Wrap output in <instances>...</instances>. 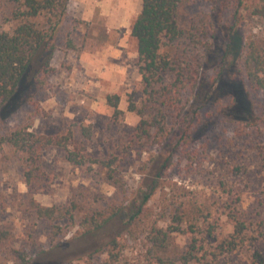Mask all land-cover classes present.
Segmentation results:
<instances>
[{"label": "rangeland", "instance_id": "374dc122", "mask_svg": "<svg viewBox=\"0 0 264 264\" xmlns=\"http://www.w3.org/2000/svg\"><path fill=\"white\" fill-rule=\"evenodd\" d=\"M97 1H102L103 8L95 9V21L81 20ZM75 2L54 30L50 61L54 71L41 84L24 80L15 98L1 109L0 134L32 118L31 130L65 134L70 148L78 145L94 157L113 160L120 185L107 180V168L93 165L86 170L71 165L61 150L53 148L41 159L46 177L27 187L18 154L4 146L0 230H9L17 238L0 242V264H12L8 245L29 255L34 245L44 249L30 256L29 264H155L147 233L152 225H176L175 215H180L183 231L172 234V250H183L192 236L197 239L198 259L188 264H256L253 253L264 254V126L255 124L252 102L256 97L246 90L242 61L247 37L264 33V1L191 0L183 8L177 17L182 36L164 49L176 70L197 71V84L184 94L180 113H173L170 136L162 143L151 140L150 145L129 141L140 116L127 111L128 99L139 106L144 100L136 40L125 37L127 22L110 21L130 19L132 23L142 0H84L81 13L75 12L79 6ZM16 7L0 3V31L13 29ZM202 13L208 14L209 34L200 43L192 39L200 33L194 27L200 26ZM35 20L47 27L45 17ZM106 44L121 50L117 60L103 58L94 66L95 58L83 57L85 66L91 63L86 69L80 52L96 53ZM36 65L39 62L33 69ZM174 75L167 74L166 81ZM115 93L120 94L118 108L125 112L118 119L106 101ZM85 128L89 137L84 136ZM168 158L169 165L161 173ZM152 184L156 188L142 206V220L128 232L113 222L83 236L78 225L82 212L76 214L74 223L67 219L50 222L37 217L29 206L32 197L43 205L74 201L85 211L129 205L125 211L129 215L131 202L137 198L138 203ZM236 219L244 223L239 235L244 241L235 250L218 253L217 244L231 238ZM116 231L123 238L117 258L101 252L87 255Z\"/></svg>", "mask_w": 264, "mask_h": 264}, {"label": "trees", "instance_id": "16d2710c", "mask_svg": "<svg viewBox=\"0 0 264 264\" xmlns=\"http://www.w3.org/2000/svg\"><path fill=\"white\" fill-rule=\"evenodd\" d=\"M69 0H0V3H12L17 7L13 12L16 23L12 30L0 31V112L3 107L11 103L15 98L19 87L24 80L34 81L41 84L47 79L54 68L50 61L55 50L54 30L66 12ZM191 0H142L141 10L131 23L130 34L135 38L137 44L138 70L143 84L142 92L144 100L137 105L130 98L127 103V111L140 116L138 123L132 128V136L129 141L132 145L137 142L152 144L151 140L164 142L171 134L173 113L179 114L183 109V96L192 92L197 84L196 72L190 67H178L177 70L171 64V55L164 46L169 47L177 43L182 36L178 27L177 17L183 8ZM264 1V0H262ZM43 16L47 19L46 25L39 26L36 17ZM207 22L208 14H199L200 26L197 39L200 42L207 39L209 29ZM192 36L193 34L190 33ZM202 36V37H201ZM195 37V36H194ZM39 62L33 69L34 63ZM242 69L246 81V90L249 95L256 97L252 106L256 109L254 116L257 127L264 126V33L262 35H251L244 42ZM174 72V78L166 81V75ZM120 94L115 93L106 97L107 104L113 109V117L118 119L125 112L118 108ZM27 123L19 124L4 134H0V153L4 146L9 147L18 154V159L23 167L24 182L31 187L36 179L46 177L41 171V159L43 153L49 149H58L63 152L66 161L71 165L92 169L98 165L106 169V178L111 184L118 186L120 182L116 179L112 167L113 160H102L86 153L80 146L74 145L70 148L69 136L57 133L46 134L31 130L32 118ZM249 124L251 122L248 121ZM243 125V129L248 126ZM85 137H89V129L85 128ZM69 135V134H68ZM169 158L165 159L161 173L169 165ZM160 176V172L158 173ZM142 193V199L135 203L137 198L131 202L129 215L124 206H110L106 209L83 210L82 205L74 201L68 204L43 205L33 197L29 199V206L39 218L50 222L67 219L74 223L77 213L82 212V218L78 222L81 234L89 235L97 232L109 223L119 222L121 230L131 229V225L139 224L142 220V206L146 204L154 192L156 186H148ZM133 206V207H132ZM123 216V217H122ZM176 225L169 224L166 227L152 225L148 231V240L154 251L155 264H188L198 259L196 252L197 239L192 236L188 245L181 251L171 248L172 234L182 232L179 225L180 215L172 217ZM54 228H60L54 225ZM192 228V227H191ZM244 228V223L238 219L234 222V232L230 239L221 240L216 248L218 253L232 251L244 241L239 236ZM116 231L113 237L102 242L91 249L87 255L91 257L94 253H105L110 258H117L119 250L123 247V238ZM194 233V229L188 230ZM17 237L9 230H0V242L15 240ZM8 251L12 256V264H29L33 255L44 251L36 245L33 246L32 255L27 251L8 245ZM31 256V257H30ZM253 261L256 264H264V254L259 251L253 253Z\"/></svg>", "mask_w": 264, "mask_h": 264}, {"label": "crops", "instance_id": "0c3cea01", "mask_svg": "<svg viewBox=\"0 0 264 264\" xmlns=\"http://www.w3.org/2000/svg\"><path fill=\"white\" fill-rule=\"evenodd\" d=\"M71 2H72V0L68 1L67 9H66L67 12L70 11ZM83 2H84V0H76L75 4L79 3V6L75 5V7L77 6V8L75 9L76 10L75 12L81 13V10L83 9V7H82ZM102 5H103L102 1L93 2L92 10L90 11L91 13L86 15L85 19H81V20L88 21V22L90 21L91 23H93L95 21V19H93L94 18L93 13H94L95 9H97V10L102 9L103 8ZM135 17H136V15H135ZM110 21H111V23H115V24H117L118 22H119L118 24L127 22L128 26H127V28H125V34L124 35H125V37L131 35L130 34V27H131V23H130L131 20L130 19H111ZM120 52H121V50L119 48L113 47L110 44H108V45L106 44L104 46H99V51H96V53H91V52L86 51L84 49L82 52H80V54H81L80 57L82 58L81 62L84 66H85V64L83 62V57L88 56L89 58H95V60L98 62V63L96 62L94 64V66H95V65L100 64V61H102L103 58H109V57L111 58L112 57V58H115L114 60H117V58L120 56ZM90 64H91L90 62H86V66H88V65L90 66ZM86 69H87V67H86Z\"/></svg>", "mask_w": 264, "mask_h": 264}]
</instances>
